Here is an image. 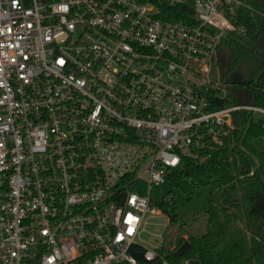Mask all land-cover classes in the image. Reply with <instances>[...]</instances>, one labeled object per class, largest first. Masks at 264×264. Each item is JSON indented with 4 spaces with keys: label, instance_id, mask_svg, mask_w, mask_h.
<instances>
[{
    "label": "built area",
    "instance_id": "obj_1",
    "mask_svg": "<svg viewBox=\"0 0 264 264\" xmlns=\"http://www.w3.org/2000/svg\"><path fill=\"white\" fill-rule=\"evenodd\" d=\"M240 8L0 0V264H173L140 238L153 188L237 145V112L264 137V105L217 66Z\"/></svg>",
    "mask_w": 264,
    "mask_h": 264
},
{
    "label": "trees",
    "instance_id": "obj_2",
    "mask_svg": "<svg viewBox=\"0 0 264 264\" xmlns=\"http://www.w3.org/2000/svg\"><path fill=\"white\" fill-rule=\"evenodd\" d=\"M242 1L250 10L239 9L237 24L245 26L246 33L231 34L223 43L224 66L226 71H233L247 55L253 54L250 79L243 78L242 82L250 89L251 103L263 106L264 76L260 74L264 70V55L258 56V50L264 49V0ZM234 123L238 144L231 150L214 152L211 161L203 164L186 161L181 170L167 178L172 186L182 190L209 187L205 232L201 235L181 233L166 247L163 242L159 249V255L173 264L193 257L199 264H264V152L253 146V140L262 131L251 121L249 113H235ZM235 154L247 159L248 168L233 171L229 157ZM127 179L130 191L146 194L143 182H135L132 177ZM158 208L169 224L178 223L172 198L163 197ZM184 241L190 244L187 252L173 257L172 253ZM142 253L143 249L136 253L140 263L159 264L143 262Z\"/></svg>",
    "mask_w": 264,
    "mask_h": 264
},
{
    "label": "rangeland",
    "instance_id": "obj_3",
    "mask_svg": "<svg viewBox=\"0 0 264 264\" xmlns=\"http://www.w3.org/2000/svg\"><path fill=\"white\" fill-rule=\"evenodd\" d=\"M230 38L228 35L224 40L225 43ZM264 55V49L258 50V56ZM254 66L253 54L247 55L240 65L237 67V72L246 80L250 79L249 73ZM259 116L256 115L255 119ZM253 146L264 152V137L259 135L253 140ZM246 153V152H245ZM246 155L249 156L248 153ZM248 168L247 159L244 156H238L232 162L233 171L244 170ZM209 187L191 188L188 190H182L174 187L166 179L158 187H154L151 192V197L158 207V204L162 201L163 197L173 199L175 213L177 214L179 221L177 224H169L166 216L162 211L153 217L147 218V224L142 231L140 238L142 245L147 249H153L161 245V241L164 242L163 246L166 247L173 239L181 233L186 235H201L206 229V208H207V195ZM167 224L164 227V224ZM191 264H199L198 260H192Z\"/></svg>",
    "mask_w": 264,
    "mask_h": 264
},
{
    "label": "water",
    "instance_id": "obj_4",
    "mask_svg": "<svg viewBox=\"0 0 264 264\" xmlns=\"http://www.w3.org/2000/svg\"><path fill=\"white\" fill-rule=\"evenodd\" d=\"M223 76V75H222ZM264 76V70L262 71V73L260 74V77ZM229 83L231 84H235V85H238V86H242L244 83L242 81H239V80H233L232 78H228L227 79ZM237 92H242V93H246L247 94V98H246V101H248V98H249V93H247L246 91H244L243 89H237ZM245 102V101H243ZM190 244L188 241H184L173 253H172V256L173 257H181L183 256L188 248H189Z\"/></svg>",
    "mask_w": 264,
    "mask_h": 264
},
{
    "label": "flooded vegetation",
    "instance_id": "obj_5",
    "mask_svg": "<svg viewBox=\"0 0 264 264\" xmlns=\"http://www.w3.org/2000/svg\"><path fill=\"white\" fill-rule=\"evenodd\" d=\"M224 56L225 51L221 50L217 60V66L219 68L220 74L224 75L226 78H232L233 80L243 81V77L236 70L237 68L233 71H226V67L224 66Z\"/></svg>",
    "mask_w": 264,
    "mask_h": 264
}]
</instances>
